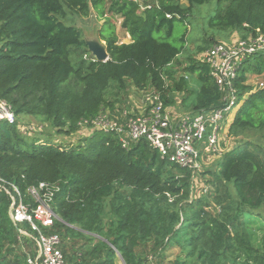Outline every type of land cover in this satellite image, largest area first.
<instances>
[{"label":"trees","instance_id":"16d2710c","mask_svg":"<svg viewBox=\"0 0 264 264\" xmlns=\"http://www.w3.org/2000/svg\"><path fill=\"white\" fill-rule=\"evenodd\" d=\"M181 1H153L144 9L129 0H0V99L17 115L13 124L0 122V176L24 192L40 182L59 184L53 202L58 219L45 230L61 236L71 260L264 264V232L255 246L245 220L264 206L262 143L239 139L213 169L201 172L161 159L146 140L124 148L116 134L90 124L102 113L138 115L119 102V94L131 88L159 92L168 106L187 87L186 75L177 77L175 67L184 45L167 38L176 19L185 21L209 0ZM223 1L207 19L209 28L240 38L264 34V0ZM92 11L105 20L98 36L109 53L105 62L93 57L80 27L64 22ZM111 16L122 18L129 42L120 41ZM181 39L185 42V35ZM184 69L198 71L194 110L223 105L206 63L193 59ZM250 73L264 74V51L250 56L239 71L235 86L243 103L230 132L258 130L264 136V85L247 83ZM27 117L40 120L39 133L31 137L24 131L30 126ZM83 130L88 135L77 146L48 138ZM205 173L204 187L197 177ZM10 205L0 189V264H28L35 243L19 236Z\"/></svg>","mask_w":264,"mask_h":264},{"label":"built area","instance_id":"2783aa9c","mask_svg":"<svg viewBox=\"0 0 264 264\" xmlns=\"http://www.w3.org/2000/svg\"><path fill=\"white\" fill-rule=\"evenodd\" d=\"M129 1L138 3L144 9L151 8L153 1L159 3V0ZM260 51H264L263 33L232 43H215L206 50L204 63L209 66L224 101L219 108L178 115L167 107L159 92L149 90L143 94L144 109L140 114L128 116L125 111L121 117L111 118L107 113H102L90 124L92 128L116 134L124 148L146 140L157 150L161 159L180 167L200 170L203 154H221L222 123L242 100L238 97L235 81L244 63ZM263 85L260 83V86ZM16 121L13 107L0 99V122L13 124ZM0 189L11 199L10 216L17 225L19 236H28L35 243V253L28 255V264H83L79 259H69L62 249L63 241L58 233L45 230L52 228L58 219L53 202L60 190L59 184L40 182L27 187L24 192L17 183L0 176Z\"/></svg>","mask_w":264,"mask_h":264},{"label":"rangeland","instance_id":"374dc122","mask_svg":"<svg viewBox=\"0 0 264 264\" xmlns=\"http://www.w3.org/2000/svg\"><path fill=\"white\" fill-rule=\"evenodd\" d=\"M181 2L186 3L185 0H182ZM226 3L227 2L223 0H209L203 5L196 6V8L193 10V15H189L185 21L176 19L173 34L171 37L167 38V40L176 46L184 45V50L179 56L180 65L177 64L175 67L178 70L177 77H179L180 75H186L187 87L183 90L184 92L180 91L175 93L173 97V102L175 105L182 106L184 100L186 101L184 105H192L196 101V92L200 87L198 71L194 73L186 72L184 68L188 66L193 59H195L196 61H202L204 63V54L206 50H199L200 46H204L205 42L209 41L213 37L214 41L210 43L211 45L215 42L232 43L239 39H246L240 38V36L236 32L228 34V32L225 30H216L208 27L206 23L207 19L210 16L216 14L218 10L221 9ZM111 18L116 25V30L120 37V41L128 42L130 40V37L121 26L122 18L120 16H111ZM104 21V19L98 18L95 11H92L91 14L87 17H74L72 20H66L64 22L66 24L74 23L75 25L80 27L86 39H100L98 37L99 30L104 24ZM162 35H165V31L162 33ZM183 35H185V42H183L181 39ZM102 42L106 45L105 41ZM247 81V83L258 87L261 82L264 83V74L258 75L250 73L249 79ZM126 92L127 94H119V102L122 103L124 107L128 106V108L131 109L133 113L139 114L141 109L143 108L144 91L137 88H131ZM115 96V91H113L110 94V98L114 99ZM184 96H186L185 99L183 98ZM247 96L248 95H245L244 98H246ZM242 103L243 100L240 101L239 105L234 109V111H232L229 115H226L227 120L223 122L224 124L222 123L221 142L219 144V150H221V153L236 144L237 140L239 139H250L258 141L264 145V136L258 130H248L239 135H234L230 132V125L233 122L235 114L241 107ZM194 111L196 110H194L193 106L192 108L187 107V111L182 110L180 111V113H174L178 115H184L186 113H192ZM22 120L26 119L22 118ZM25 122V124H29L31 126L27 130H24L30 137L35 135V133H39V130H37L36 127H38V125L40 124V120L29 119ZM45 132L46 134H50V129L46 130ZM53 133L54 134L51 133L52 135H50L48 138L54 139L56 141H62L63 139H65L66 141L64 142L74 144L75 146L82 143L84 138H86V136L88 135L85 130L79 133H73L68 136L58 135L56 134V132ZM27 140L31 141L32 139L27 137ZM220 156L221 154L217 152L213 154H203L199 164L200 171L207 172L213 169L216 166L217 160L220 158ZM204 176H206L205 178H209L208 173H205L201 178H197L200 180V185H203L205 187L206 184L204 182ZM257 213L260 214V217H258ZM245 220H247L248 230L251 233L253 244L255 246H259V237L261 233L264 232V206L259 209L253 210L251 214H247L245 216ZM118 263L121 264V261H118Z\"/></svg>","mask_w":264,"mask_h":264},{"label":"water","instance_id":"95a60500","mask_svg":"<svg viewBox=\"0 0 264 264\" xmlns=\"http://www.w3.org/2000/svg\"><path fill=\"white\" fill-rule=\"evenodd\" d=\"M86 44L88 46V50L97 61L105 62L109 59V53L107 51L106 45L100 41V39H86ZM121 260L123 264H126L123 258Z\"/></svg>","mask_w":264,"mask_h":264},{"label":"crops","instance_id":"0c3cea01","mask_svg":"<svg viewBox=\"0 0 264 264\" xmlns=\"http://www.w3.org/2000/svg\"><path fill=\"white\" fill-rule=\"evenodd\" d=\"M129 37H130V36H129ZM129 41H130V40H129ZM129 41H128V42H129ZM185 97H186V96H184L183 98L185 99ZM185 103H186V101L184 100L182 106H179V105H175V104H173V105H168L167 107H168L172 112H177V113L179 112V113H180V111H182V110L187 111V107H191V108H192V107L194 106V104H192V105H189V104H188V105H184ZM143 109H144V108L141 109L140 113L143 111ZM139 110H140V109H139ZM188 110H189V109H188ZM140 113H139V114H140ZM25 118H26V117H25ZM29 119H30V117H29V118L27 117V120H29Z\"/></svg>","mask_w":264,"mask_h":264}]
</instances>
